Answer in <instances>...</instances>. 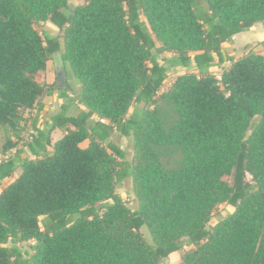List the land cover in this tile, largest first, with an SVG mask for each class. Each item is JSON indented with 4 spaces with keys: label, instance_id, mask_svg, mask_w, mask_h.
Here are the masks:
<instances>
[{
    "label": "trees",
    "instance_id": "16d2710c",
    "mask_svg": "<svg viewBox=\"0 0 264 264\" xmlns=\"http://www.w3.org/2000/svg\"><path fill=\"white\" fill-rule=\"evenodd\" d=\"M45 20L61 38L34 28ZM257 21L264 0H0V126L20 130L39 108L53 85L34 75L59 52L87 109L54 115L24 157L0 160V181L21 168L0 189V264H159L184 246L180 264H264V54L234 60L221 46ZM174 66L187 71L158 93ZM113 130L132 131L131 161ZM128 176L132 206L116 192ZM221 203L233 209L209 225Z\"/></svg>",
    "mask_w": 264,
    "mask_h": 264
},
{
    "label": "crops",
    "instance_id": "0c3cea01",
    "mask_svg": "<svg viewBox=\"0 0 264 264\" xmlns=\"http://www.w3.org/2000/svg\"><path fill=\"white\" fill-rule=\"evenodd\" d=\"M157 46L160 45V43H156ZM222 49L224 50L225 54L229 58H233L234 60L247 54L251 50H257L264 54V21H257L255 22L249 29L240 31L238 33H235L230 40H226L222 42L221 44ZM164 53V52H163ZM166 56L163 57H169L171 54L169 52H166ZM161 54V53H160ZM159 60V54L157 55L158 61L163 64L162 58ZM57 65L55 61H57ZM231 63L230 59L227 60L222 67L228 66ZM192 69V68H191ZM194 71L196 72L195 68L193 67ZM187 71V69L183 66H174L170 68L169 72L173 73V75H178L181 73H184ZM67 67L65 66V63L61 60L60 52L54 54L50 59L46 62V67L43 71L38 72L35 74L38 75L39 78H36L38 82H44L48 85H53L52 91L48 93H44L39 98V108H37V116L34 119V124L37 130H48L51 123H52V117L59 113H64L66 116H72L75 115L78 110H87L84 105L78 102V91L80 84L72 80L75 84V90L77 91L76 94L71 93V84L69 81L71 80V76L68 77ZM218 74L221 72V67L217 69ZM63 75V77H62ZM37 77V76H36ZM60 77V78H59ZM59 78L58 81L60 83L55 82V79ZM66 78L67 81L63 82V79ZM134 110V106H132L129 111L128 115L132 113ZM92 119H95L93 116H91ZM105 121V120H103ZM64 134V130L59 127H55L50 131V138H51V144L59 139ZM113 142H115L119 147H121L126 152L127 160L131 161L130 157V150L131 143L133 142L132 139V131H130L129 135H124L116 130H113L110 133L109 137ZM89 144V139H85L82 142L79 143V145L84 148L87 147ZM23 146V145H22ZM22 146L19 148L20 151L22 150ZM18 149V150H19ZM52 150V146H47V152H50ZM25 154L22 153L20 157H24ZM31 158L34 156H30ZM17 170V169H16ZM14 171V178L17 177V171ZM131 176H128L122 180L124 186H125V192L131 191ZM119 183V184H120ZM116 192L125 199V196L127 195L125 192H121L116 188ZM179 255L177 256V254ZM176 255V256H175ZM171 256L174 261L179 262L180 257V251H174L168 255V257ZM178 258V260H177Z\"/></svg>",
    "mask_w": 264,
    "mask_h": 264
},
{
    "label": "rangeland",
    "instance_id": "374dc122",
    "mask_svg": "<svg viewBox=\"0 0 264 264\" xmlns=\"http://www.w3.org/2000/svg\"><path fill=\"white\" fill-rule=\"evenodd\" d=\"M83 2V0H68V4L69 6H74L77 4H81ZM33 26L35 29H37L40 33H44V31H48L50 32V34L52 35H58L60 38L62 37V30H59L53 23H51L49 20H45V21H36L33 23ZM156 43L158 44L159 42L156 41ZM154 53V52H153ZM166 56V53L162 52L161 54H159V60H161V57ZM56 63H54L55 65H57V61H55ZM65 66L67 67V72L68 73V77L71 76V80L69 81V83L71 84V93L72 94H76V90H75V84L72 80H74L75 82H77L76 78L73 76L72 71L70 69V66L67 62H65ZM37 76V77H36ZM34 75V78L36 80V78H39L38 75ZM175 76L177 75H173V73H168L167 78L165 79L164 84L161 86V88L159 89L158 93H161L163 91H165L168 86L171 84V82L173 81V79L175 78ZM60 78V77H59ZM59 78L55 79V82H57L59 80ZM67 81L66 78L63 79V82ZM78 83V82H77ZM80 92V87H79V91L77 92L79 94ZM160 108V112L163 114V119L164 122L166 124L171 123L172 121H174L175 119V115L173 114L170 105L167 102L164 101H159L158 105ZM37 107V106H36ZM35 107V108H36ZM38 112L36 111V113H33L32 111H27L26 109L23 110L21 112V120H20V130L15 129V128H10L8 126H0V159H5L8 157H11L13 155H15L17 153V150L25 143V141H27L28 136L27 133L30 130H34L35 129V124L33 122L34 118H36ZM259 121V117L256 116L251 120V125L250 128L247 130V134H249L252 131V127L254 126V124H256ZM19 126V124H18ZM8 140H10L11 142L15 143V146L12 148H9L8 150H6L5 152L3 151L4 145L6 144V142H8ZM131 150H130V157L132 160L133 157V142L131 143ZM160 160L162 161V163L165 166H172L179 158V154L175 151L171 150H167V151H160ZM33 158V157H32ZM17 175H19L21 168L18 167L17 168ZM14 174H12L11 177L9 178H5L3 180L0 181V189L2 186H4L6 183H8L12 178H14ZM226 180H230L229 176H225L224 177ZM116 188L121 191V192H125V186L123 183L117 184ZM127 195L125 196V199L127 201V203L129 205H133V201H131V198L129 197V192H125ZM233 208L228 205L227 203H221L219 205H217L216 210L212 213V216L209 220V225H213L215 224L218 219L222 216H225L228 212H230ZM41 218V217H40ZM141 233L146 237L149 238V231L148 228L144 225L141 228ZM35 241L33 239L24 241L21 243V248L22 249H27L29 248V246L31 244H34ZM190 248V246H184L183 249L179 250L180 251V256L181 254L188 250ZM179 255V253L177 254V256ZM176 256V255H175ZM171 256H167L165 259H163L162 261L159 262V264H180V259L179 262L177 263V261H174L173 259H171ZM180 258V257H179ZM178 260V258H177Z\"/></svg>",
    "mask_w": 264,
    "mask_h": 264
},
{
    "label": "built area",
    "instance_id": "2783aa9c",
    "mask_svg": "<svg viewBox=\"0 0 264 264\" xmlns=\"http://www.w3.org/2000/svg\"><path fill=\"white\" fill-rule=\"evenodd\" d=\"M217 77H219V76H217ZM26 110H27V111H32L33 113H36L37 108L32 107V108H28V109H26ZM33 134H34V130H30V131L27 133V136H28V139H27V140H30ZM0 160H1V159H0Z\"/></svg>",
    "mask_w": 264,
    "mask_h": 264
},
{
    "label": "water",
    "instance_id": "95a60500",
    "mask_svg": "<svg viewBox=\"0 0 264 264\" xmlns=\"http://www.w3.org/2000/svg\"><path fill=\"white\" fill-rule=\"evenodd\" d=\"M62 77H63V75H62ZM58 83H60V81H58Z\"/></svg>",
    "mask_w": 264,
    "mask_h": 264
}]
</instances>
